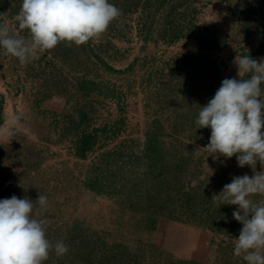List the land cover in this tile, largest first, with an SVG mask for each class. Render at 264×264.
Segmentation results:
<instances>
[{
  "label": "rangeland",
  "instance_id": "374dc122",
  "mask_svg": "<svg viewBox=\"0 0 264 264\" xmlns=\"http://www.w3.org/2000/svg\"><path fill=\"white\" fill-rule=\"evenodd\" d=\"M110 2L123 15L98 40L26 65L0 49V199L48 197L47 238L69 251L45 264H246L237 206L212 198L253 170L197 154L195 120L241 79L237 56L264 58V0ZM21 3L0 0V22Z\"/></svg>",
  "mask_w": 264,
  "mask_h": 264
},
{
  "label": "clouds",
  "instance_id": "9594fccd",
  "mask_svg": "<svg viewBox=\"0 0 264 264\" xmlns=\"http://www.w3.org/2000/svg\"><path fill=\"white\" fill-rule=\"evenodd\" d=\"M122 15L110 0H22L16 27L0 22V49L26 65L62 42L79 46L98 40ZM234 63L241 79L222 80L215 95L200 107L195 124L209 128L211 134L207 146L196 152L235 156L238 167L253 170L251 177H232L212 200L219 207L237 206L232 216L242 228L233 255L246 264H264V198L254 199L264 197V170L256 171L257 162L264 168V58L258 62L246 54ZM21 119L22 114L14 113L11 124ZM47 210L44 194L35 202L15 195L0 199V264H45L52 253L57 257L68 253L64 241L47 238L51 223Z\"/></svg>",
  "mask_w": 264,
  "mask_h": 264
}]
</instances>
